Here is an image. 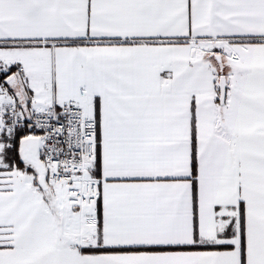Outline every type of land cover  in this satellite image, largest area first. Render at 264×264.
Wrapping results in <instances>:
<instances>
[{"label": "snow or ice", "instance_id": "obj_1", "mask_svg": "<svg viewBox=\"0 0 264 264\" xmlns=\"http://www.w3.org/2000/svg\"><path fill=\"white\" fill-rule=\"evenodd\" d=\"M0 264H264V0H0Z\"/></svg>", "mask_w": 264, "mask_h": 264}]
</instances>
